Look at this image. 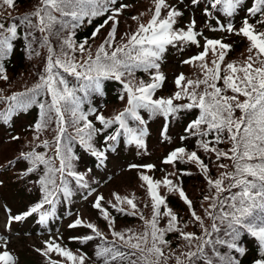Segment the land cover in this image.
I'll list each match as a JSON object with an SVG mask.
<instances>
[{"label":"trees","instance_id":"16d2710c","mask_svg":"<svg viewBox=\"0 0 264 264\" xmlns=\"http://www.w3.org/2000/svg\"><path fill=\"white\" fill-rule=\"evenodd\" d=\"M168 8H162L161 18L166 17L170 8H175L181 13L176 18L174 28L178 30H187L190 23L194 20V31L197 32V44L178 43L176 46H167L163 53L159 71L165 76L162 86L157 89L153 95V99L172 98L180 89L175 84V73L172 66L179 63L183 66V75L186 80L203 79L204 73L197 66L199 61H194L192 64L183 63V59L189 60L191 57L198 55L204 51V46L207 40H220L223 43L230 45V48L225 50V59L221 63L222 75L223 69L228 63L237 65L243 64L249 56L248 48L250 42L242 34H237L243 26V21L248 19L250 24L255 26L257 31H264V24L257 23L258 20L264 19V15L257 14L252 16L247 9L254 4V0H243L233 14L229 17L219 10L220 6L213 8L211 0H199L198 3H193L192 0H166ZM127 5V7H121ZM40 5V0H14V5L0 6V23L8 26L11 20L17 24V36L11 41L12 49L10 56L0 57V65L3 66V73L0 75L6 76L7 79L0 78V97L7 98L16 93H25L33 88L39 82L41 75H44V69L48 59V46H51L56 55L60 54L63 38L71 35L77 48L75 51L67 50L69 56L74 57L79 63L88 58L89 52L92 57H95L98 46L108 39V33L111 30L112 21L100 29V32L93 37L92 33L95 29L104 23L108 15L113 14L115 9H120L116 19L119 21L116 25L115 38L112 41V46L116 47L127 43L128 36L134 33L140 24H147L153 16L155 10V0H116L114 5H110V11L103 16H98L91 19L85 18L81 26L69 31H59V24H56L51 32H40L39 27H30L23 21L25 16H28L32 25H38V18L30 15ZM59 19V14H56ZM136 17V19H133ZM68 19V18H66ZM231 23L234 31L228 32L227 25ZM219 26L223 25V29ZM48 38V43L45 45L44 38ZM84 44L85 51L81 53L78 45ZM107 48V45H106ZM109 51L111 49H108ZM220 49L217 46L216 52ZM254 54V53H253ZM218 57L210 50L205 57V63L209 67L212 66V61ZM258 66V65H257ZM137 70L133 79L135 82L151 81V73ZM72 87H77L78 83L74 77L63 74ZM186 82V81H185ZM185 82H182L185 83ZM217 86L223 87V82L218 81ZM204 85L200 86L199 90H203ZM191 90V89H190ZM228 95H232L229 91ZM29 95H32L29 93ZM78 96L82 99L81 110L88 114L87 119L93 124L94 128L99 129L91 141L93 147L97 151H102L107 154L103 165H99L98 160H95L90 155V150H83L79 147L75 137V128L71 121L72 117L69 113H65L66 132L62 137L61 147H71L72 160L71 171L77 176L83 177L82 180L75 179L67 174V171L61 177L59 172L55 173V182L57 186L61 185V179L66 182L70 195L67 196V201H63L60 192L57 190L54 195L53 215L48 217L45 222L41 223L37 219V215H29L24 219L15 220L18 213L25 211L30 204L36 203L44 194L43 186L40 181L46 176L47 168L52 167L58 169L60 167V157L56 154V136L57 124L54 113L53 119L48 121L46 126L40 130L36 129V124L40 122V103L50 102V95L41 92L36 96V101L26 108H17L7 121L0 119V197L7 205L11 217V226L17 229L27 230L20 234V248H15L16 259L13 264H49V259H53L63 264H73L66 257L60 255L55 250L48 251V246L35 242H31L27 237H36L35 230L40 228L42 233L38 232L49 245H59L68 251H71L76 256H84V264H103V259L96 256V251L101 247L117 246L121 251L128 252L130 249L123 246V242L118 237L113 236V232H118L124 235L125 239L133 235H141L145 231L149 233V244L151 246L150 226H146V221L151 220L153 215L152 202L150 195L145 193L146 187L144 181L140 178L145 173L141 167L142 162L146 159H159L165 156L168 151H173L177 148H184L185 155L183 158H178L169 164H159L152 171V175L165 178L172 181L173 185L182 189L191 201V208L181 199L178 191H169L168 186L162 182L160 192L163 194L167 209H170L177 216V231L165 232V244L159 245L162 249L163 256L160 257V264H176V258L186 260L182 254L190 250L187 241L181 236V232L192 233L195 236H204L205 233L201 227V222L196 221L192 212L201 217L203 228L211 231L213 220L208 215V212L215 213L218 209H212L210 204L211 199L206 200L205 197L215 195V190L210 189L207 182L208 178L215 180L222 172L232 170V161L221 157L217 159L216 153L205 151L199 147L198 141L204 140L209 142V148H216L228 152L231 148V143L227 140V135L224 134L222 143H215V133H210L206 137L192 135L186 131L188 125L199 116L198 109H181L175 115L169 116L168 129L163 136L160 132L164 122V115L160 113H151L146 109H138V115L144 122L128 119L129 127L135 129L139 135L141 126L146 125L148 131L142 136L143 147L137 146L134 142L126 145L121 135L115 141H109L106 138L109 135L115 134L119 129L118 124H113L107 129L96 119L97 115H103L107 119H111L115 115L124 111L127 105V94L123 89V85L119 81L104 80L102 81L101 93H90L85 96L83 92H78ZM123 96L124 99L120 97ZM243 99V97H241ZM187 98L173 100L174 105H183L188 103ZM12 103L6 99H0V113L7 111L9 104ZM90 109H95L94 112H89ZM239 111L236 116H239ZM23 123L25 126H23ZM79 126H83V122ZM205 127V126H202ZM47 142V147H45ZM115 142H119L115 145ZM114 149L110 152V147ZM196 152L199 159L207 166L208 172L205 174L199 165L194 161H189L187 154ZM36 153L43 155L46 160L50 161V165L46 166L43 163L36 162L33 164L29 154ZM228 165L227 168H220L219 165ZM29 169H32L29 171ZM227 183V181H225ZM52 186L49 185V188ZM92 192L91 197H86L87 205L83 208H77V202L80 197L86 196ZM116 196L121 198L127 197L132 199L136 205L133 209L126 202L116 200ZM101 208L106 210L109 219H105L100 209L96 208L98 198ZM123 209V211H118ZM164 205H161L160 211L163 213L167 210ZM69 212L65 216V213ZM65 216L64 217L62 216ZM61 219V221H60ZM74 219L82 221L81 225L76 227H67V223ZM168 217L161 216L158 218V227L165 229L167 227ZM111 221V223H110ZM62 223L61 233H57L55 238H49V234L44 236L43 231L46 228L53 229ZM91 223L96 226V229L101 233L96 236L91 229L85 225ZM218 223V222H217ZM220 233H213V238L228 239L223 235V225ZM86 236H93L92 240H84ZM135 242V241H133ZM238 247L243 248V253L237 252L235 249H228L227 244L215 245V249L219 255L213 252V246H207L205 251L211 255L212 259L219 264L221 256L231 255L236 261V264H256V261L264 259V251L257 238L251 236L246 231L241 230V235L236 241ZM144 245H142L143 247ZM136 257H132L135 259ZM155 260V256L150 257ZM111 264H117L112 261ZM126 264V262H123ZM197 264H203V261H198Z\"/></svg>","mask_w":264,"mask_h":264},{"label":"snow or ice","instance_id":"6c2138e0","mask_svg":"<svg viewBox=\"0 0 264 264\" xmlns=\"http://www.w3.org/2000/svg\"><path fill=\"white\" fill-rule=\"evenodd\" d=\"M198 3L199 0H192ZM116 0H40V5L30 15L38 18V25H32L28 16L23 18V21L30 27H39L40 32H51L52 28L59 24V31L65 29L71 31L79 26L80 23L88 18L91 22L92 18L103 16L110 11V5H114ZM243 3V0H211V6L222 11L227 16L231 17L235 13L237 7ZM14 5V0H0V6ZM127 7V5H121ZM166 0H155V11L148 23L140 24L137 30L128 36L127 43L113 47L112 41L115 38L116 25L118 20L116 16L120 9H115L113 14L108 15L103 24L99 25L92 33L95 37L100 29L112 21L111 30L108 33V39L101 43L96 49L95 57H92L89 52L88 58L82 62H77L74 57L69 56L67 50L75 51L77 45L71 35L63 38L61 51L56 55L54 49L48 46V59L44 69V75H41L39 82L25 93H16L6 99L12 103L9 104L7 111L0 113V119L7 121L12 112L17 108H26L36 101V96L41 92L50 95V102L40 103V122L36 124V129L40 130L46 126L45 117L48 121L53 119L54 113L57 124L56 136V154L60 157V167L54 169L47 168V173L40 183L43 186L44 199L41 203L36 204L31 208L30 212L24 215H31L40 210L44 204H53L54 193L59 186L55 182V173L59 172L61 177L67 171L68 175L76 176V173L71 171L72 160L71 147L62 149L61 141L66 132L65 113H69L72 117V125L75 128V137L69 139H79L81 145L90 150L92 155L103 157L102 151H97L91 141L93 136L101 131L94 128L93 124L87 119L88 114L81 110L82 99L77 95L78 92H83L85 96L90 93H101L102 81L115 80L123 85V89L127 94V107L124 111L115 115L111 119L105 118L103 115H97L96 119L107 129L113 124H118L119 129L113 135H109L106 139L115 141L123 134L128 137V143H135L137 146L143 147L144 135L128 125V119L144 122L138 115V109H146L151 113H160L165 117L175 115L181 109H198L199 116L193 120L187 127L192 135L206 137L210 133H215V143H222L224 134L227 135L228 142L231 143V148L228 152L209 148V142L198 141L199 147L205 151L216 153L217 159L225 157L232 161V170L222 172L215 180L208 178L207 182L210 189L215 190V195L212 197L206 196L205 199H211L210 207L218 209L215 213L208 212V215L213 220L211 231L203 228L201 217L193 211L192 216L196 221L201 222V227L205 236H195L192 233L181 232V236L187 241L189 248L195 250L188 251L182 255L186 260L176 258V264H197L198 261H203V264H216L211 255L207 254L205 249L207 246H213V252L219 255L215 249V245L227 244L228 249H235L239 253H243L244 249L238 247L236 241L241 235V230L246 231L251 236L257 238L264 251V31H257L253 24H250L248 19L243 21V26L237 34H242L250 42L248 48L249 56L247 60L240 65L228 63L226 67L221 69V63L225 59V50L230 48V45L223 43L220 40H207L204 46V51L189 60L183 61L185 64H192L194 61H199L197 66L203 71L204 78L191 80L185 78L181 73L175 80V84L180 89L172 98L153 99L155 91L162 86L165 76L159 71L163 53L167 46H176L178 43L197 44V32L194 31L195 21L193 20L187 30H178L173 26L176 23V18L181 15L175 8H170L166 17L161 18L162 8H168ZM250 15L256 16L258 13L264 15V0H254V4L247 9ZM59 14V19L56 14ZM68 18V19H66ZM136 19V17H133ZM257 23L264 24V19L258 20ZM223 25L221 28L223 29ZM226 30L233 32L234 28L231 23L227 25ZM17 36V24L12 23L7 28L3 23H0V57L7 55L12 49V43ZM44 43L47 45L48 38H44ZM107 45V48H106ZM220 51L217 54L216 49ZM79 51H85L84 44L78 45ZM108 49H111L110 51ZM217 55V59L212 61V66L209 67L205 63V57L209 51ZM254 53V54H253ZM258 65V66H257ZM137 70L151 73V81L135 82L132 77ZM4 71L0 65V74ZM63 74L72 76L78 83L77 87L69 85L68 80ZM0 78L7 79L6 76L0 75ZM223 82V87L217 86V82ZM186 81V82H185ZM182 82H185L182 84ZM204 85L203 90H199L200 86ZM191 89V90H190ZM232 95H228V92ZM31 93L32 95H29ZM243 97V99H241ZM124 99L123 96L120 97ZM187 98L188 103L183 105H174L173 100ZM95 109H90L89 112H94ZM239 111L240 115L236 116ZM83 122V126H79ZM205 126V127H202ZM47 147V142H45ZM185 155L184 148H177L172 151L165 160V163H172L178 158H183ZM29 157L33 158L32 162H40L46 166L50 165V161L46 160L43 155L31 153ZM189 161L196 162L202 171L207 174V166L199 159L196 152L187 154ZM151 169L153 165H147ZM220 168H227L228 165L221 164ZM32 169H29L31 171ZM82 180L83 177H77ZM141 179L148 185V193L152 200L153 215L151 220L146 221V226H150L151 246L149 244V233L145 231L141 235H133L125 239L124 235L118 232H113V236L119 238L123 242V246L130 251H121L119 247H101L96 251V256L103 259V264H111L116 261L117 264H160V257L163 256L162 249L159 245L167 243L164 240L165 232L177 231V216L167 209L164 198H162L157 188L161 181H153L151 177L142 175ZM227 181V183H225ZM165 186H168L169 191H178L181 199L191 208V201L188 200L184 191L173 185L172 181L165 178L163 181ZM49 185L52 187L49 188ZM63 193L67 197L70 195L66 186V182L61 179ZM98 198L96 208L100 209L104 218L109 219L108 212L101 208ZM117 201L126 202L133 209L136 208L132 199L127 197L121 198L116 196ZM161 205L167 209L163 213L160 211ZM123 211V209H118ZM50 213L43 212L40 215L41 223L45 222ZM161 216L168 217L167 227L160 229L158 227V218ZM15 220L23 219L22 216L13 217ZM218 222V223H217ZM82 221L77 219L70 227L81 225ZM111 223V221H110ZM223 225V235L228 239L213 238V233H220ZM91 229L96 236L101 233L96 229V226L88 223L85 225ZM93 236H86L84 240H92ZM135 241V242H133ZM142 245H144L142 247ZM55 250L60 255L66 257L73 264H84V256H76L71 251L61 248L59 245L49 244L48 251ZM155 256V260L150 257ZM132 257H136L132 259ZM14 258L7 252L0 253V264H13ZM219 264H236V261L231 255L221 256ZM256 264H264V259L256 261Z\"/></svg>","mask_w":264,"mask_h":264},{"label":"rangeland","instance_id":"374dc122","mask_svg":"<svg viewBox=\"0 0 264 264\" xmlns=\"http://www.w3.org/2000/svg\"><path fill=\"white\" fill-rule=\"evenodd\" d=\"M0 208H1V201H0ZM5 217H4V215L2 214V213H0V224L1 225H3V224H5ZM9 236H11V233L9 232V233H3V235H0V241H2V240H4V239H8L9 238Z\"/></svg>","mask_w":264,"mask_h":264}]
</instances>
